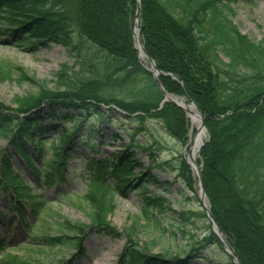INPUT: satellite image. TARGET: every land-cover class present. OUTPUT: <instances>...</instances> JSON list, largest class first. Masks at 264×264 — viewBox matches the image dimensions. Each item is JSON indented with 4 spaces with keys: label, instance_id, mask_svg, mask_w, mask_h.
Here are the masks:
<instances>
[{
    "label": "trees",
    "instance_id": "trees-1",
    "mask_svg": "<svg viewBox=\"0 0 264 264\" xmlns=\"http://www.w3.org/2000/svg\"><path fill=\"white\" fill-rule=\"evenodd\" d=\"M225 1L140 0V36L156 67L172 75L159 76L164 90L188 95L204 116L209 137L199 152V165L213 218L240 264H264V205L248 181L258 168L264 176V41L255 44L238 31ZM59 4L60 0H0V20L8 12L15 19L11 28L0 33H10L30 51L53 42L78 55L74 66L63 64L51 80L22 77L36 84L38 93L16 97V108L5 109L0 103V135L7 139V147L0 148V190L11 192L10 210L21 221L28 215L38 216L39 225L44 224L45 215L55 220V234L34 226L39 235H31L33 247H71L77 254L60 264H81L90 233L117 234L102 219L109 201L130 187L144 195L146 222L155 218L151 207L158 214L166 212V199L148 189L161 181L152 173L153 167L143 166L137 157L139 152L149 151L156 159L153 146L145 147L140 137L147 123L154 121L170 136L186 139L188 121L179 107L171 103L161 106L164 93L138 58L133 34L136 0H79L78 32L96 50L87 66H83L69 17L54 11ZM220 54L230 67L252 75L247 88L233 93L223 88L213 71L215 58L223 63ZM19 72L23 76L11 60L0 61V81H14ZM117 140L122 149L87 159L91 173L85 178L90 203L87 222L51 211L43 194L34 195L27 187L29 181L14 166V157L19 156L31 171L36 191L55 186L60 192L68 163L81 158L78 148L98 154L104 146H116ZM50 152L53 157L48 158ZM194 216L190 211L179 212L181 234L186 233V224L194 223ZM11 219L0 214V223L10 224ZM213 243L222 250L225 261L214 259L211 264H235L213 232L183 257L153 255L132 241L120 258L122 264H190ZM0 253H5L1 238ZM0 264L42 263L3 254Z\"/></svg>",
    "mask_w": 264,
    "mask_h": 264
},
{
    "label": "rangeland",
    "instance_id": "rangeland-1",
    "mask_svg": "<svg viewBox=\"0 0 264 264\" xmlns=\"http://www.w3.org/2000/svg\"><path fill=\"white\" fill-rule=\"evenodd\" d=\"M225 2L231 6L232 10L229 12V17L238 31L255 44L264 41V0H226ZM78 5L79 0H60V4L54 7V11L65 12L69 17L73 37L75 34L81 49L83 66H87L89 61H93L96 50L78 32ZM4 15L0 20V30L11 28L12 22H15L9 12ZM77 57L78 55L74 54L73 50L69 51L53 42H49L44 47L37 46L30 51L21 45L20 41L14 40L10 33H0V61L11 60L14 65L19 66L23 73V76L20 75V72L19 75L15 76L19 80L0 81V103L5 106V109L16 108V97L28 93H38V86L30 81L22 80V77L51 80L52 74L58 71L63 64L74 66ZM220 57L223 59V63L213 57L215 65L217 64L213 71L219 77L220 83H223V88L228 93H233L236 89L247 88L252 75L239 68L230 67L228 65L229 60L221 54ZM95 60L98 61V59ZM48 84L50 88L54 87V83L49 82ZM184 115L188 121L186 139L179 140L170 136L158 122L154 121L147 123L146 132L140 137L145 147L153 146L151 151L155 153L156 159L150 156L149 151H141L137 157L143 166L153 167L152 173L161 181V185L150 184L148 189L157 197L166 199V212L161 215L156 212L154 207H151L155 218L146 222L143 215L144 195L139 190H135L134 187H130L124 195H119L109 201L106 217L102 219L117 234L90 233L84 241L86 253L82 255L81 264H122L120 256L123 248L130 245L132 241L153 255L166 253L169 256L182 255L183 257L192 248L200 247L203 238L213 232L211 221L204 216L206 212L199 197L197 175L187 162V148L192 138L197 134V129L185 112ZM208 137L206 128L204 143ZM119 145L120 143L117 142L116 146L113 147L104 146V149L98 154L90 152L87 148H78L77 157L81 158L80 160H71L68 163L66 183L63 184L60 192L55 186L42 192L36 191L32 184L31 171L19 156L14 157V166L29 181L27 187L34 190V195L43 194L51 211L58 212L72 221L87 222L86 212L90 203L86 199L87 182L85 178L91 174L86 167L87 159L94 156L106 157L110 152L122 149L118 147ZM4 147H7V139L0 135V148ZM47 157H53L52 152L48 153ZM199 158L198 153L197 163L201 173ZM248 181L253 183V192L259 196L264 205V176L260 172V168ZM10 193L0 190V214L12 217L10 224L5 221L0 223V238L5 248V253H0V257L5 254L19 259L38 260L42 264H60L64 259H69L72 255L77 254L71 247L52 250L33 247L31 235H39V230L35 229L34 226H39L42 232L55 234L56 230L53 227L55 220L51 216L45 215L44 224L39 225L38 216L33 219L31 215H28L26 221H21L17 213L10 210ZM59 195L63 197H59ZM58 199L62 200L58 201ZM98 202L101 205L100 199ZM181 211H190L195 214L194 223L185 225V234H181L177 229L181 225L177 219ZM214 259L225 261V256L216 243L203 249L200 256L191 260L190 264H211V261L216 262Z\"/></svg>",
    "mask_w": 264,
    "mask_h": 264
},
{
    "label": "water",
    "instance_id": "water-1",
    "mask_svg": "<svg viewBox=\"0 0 264 264\" xmlns=\"http://www.w3.org/2000/svg\"><path fill=\"white\" fill-rule=\"evenodd\" d=\"M137 3H138V9H137V13H136V21L139 20V17H140V10H139V0H137ZM140 24L138 23V27L137 28H134V37L136 38V46H137V49L139 50L140 54L141 52L145 53V55L147 56L148 58V61L152 67V69H149V72L153 75L155 81L157 82L158 86L161 88V90L163 91L164 93V100L162 102V104H165V103H171L179 108H181V106L176 102L177 100H186L188 102H190V104H192L193 106H195V108L198 110V114L201 118V125L205 128V123H204V117L202 115V112L200 110V108L197 106V104L188 96V95H185V96H174V95H169L162 87L161 83H160V80H159V75H163V76H172L170 73H165V72H162L160 71L156 65H155V62L149 57V55L147 54L146 50H145V47L144 45L142 44L141 42V39H140ZM139 43H141V48L139 47ZM182 109V108H181ZM204 145V143L202 144V146ZM193 169V168H192ZM197 178H198V182H199V197H200V192H201V195L203 197L206 196V193H205V187H204V182H203V179H202V176H201V173L199 171V169L197 170ZM201 199V197H200ZM202 201V200H201ZM204 206V209L206 211V214H207V217L209 218V220L211 221V224H212V229H213V232L215 233V235L219 238L222 246L224 247L225 251L231 255L234 259V262L235 264H240L238 258H237V255L236 253L234 252L233 248L231 247V245L228 243L226 237H225V234L224 232L222 231V229L219 227V225L217 224V222L215 221V219L213 218L212 214H211V211L210 209L205 205L203 204ZM217 229V230H216ZM217 231H220V233L225 237V240H226V244L228 247H226V244L225 242L219 237L218 235V232Z\"/></svg>",
    "mask_w": 264,
    "mask_h": 264
},
{
    "label": "bare ground",
    "instance_id": "bare-ground-1",
    "mask_svg": "<svg viewBox=\"0 0 264 264\" xmlns=\"http://www.w3.org/2000/svg\"><path fill=\"white\" fill-rule=\"evenodd\" d=\"M139 47L141 48V43H139ZM140 58L143 61V63L145 65H147L148 68L152 69L145 53L141 52ZM176 102L181 106L182 110L192 120L194 127H196V129H197V134L192 138V141L187 148L188 149L187 150V162L193 168L194 173H197V170H198L197 157H198V153L200 151L201 145L204 143V137L206 135V129L201 125V118H200V116L198 114V110L195 108V106H193L192 104H190V102H188L186 100H177ZM200 197H201L203 204L208 205L207 198L203 197L201 195V192H200ZM217 232H218L219 237L226 244L225 237L220 233V231H217ZM226 247H228L227 244H226Z\"/></svg>",
    "mask_w": 264,
    "mask_h": 264
}]
</instances>
